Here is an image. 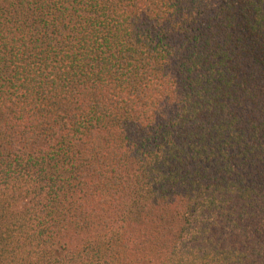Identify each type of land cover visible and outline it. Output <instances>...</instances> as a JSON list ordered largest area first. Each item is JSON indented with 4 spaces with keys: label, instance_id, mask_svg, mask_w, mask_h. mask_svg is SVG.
<instances>
[{
    "label": "trees",
    "instance_id": "obj_1",
    "mask_svg": "<svg viewBox=\"0 0 264 264\" xmlns=\"http://www.w3.org/2000/svg\"><path fill=\"white\" fill-rule=\"evenodd\" d=\"M0 264H264V0H0Z\"/></svg>",
    "mask_w": 264,
    "mask_h": 264
}]
</instances>
